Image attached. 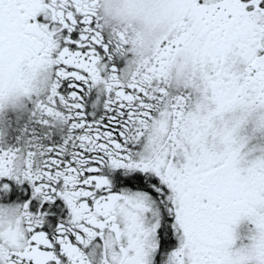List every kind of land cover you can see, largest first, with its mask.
Here are the masks:
<instances>
[{
	"label": "snow or ice",
	"instance_id": "snow-or-ice-1",
	"mask_svg": "<svg viewBox=\"0 0 264 264\" xmlns=\"http://www.w3.org/2000/svg\"><path fill=\"white\" fill-rule=\"evenodd\" d=\"M0 264H264V0H0Z\"/></svg>",
	"mask_w": 264,
	"mask_h": 264
}]
</instances>
